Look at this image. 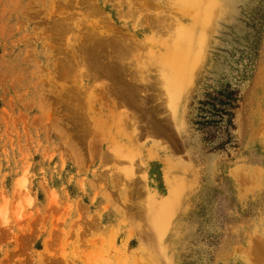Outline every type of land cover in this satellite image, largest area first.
Listing matches in <instances>:
<instances>
[{
	"label": "rangeland",
	"instance_id": "1",
	"mask_svg": "<svg viewBox=\"0 0 264 264\" xmlns=\"http://www.w3.org/2000/svg\"><path fill=\"white\" fill-rule=\"evenodd\" d=\"M263 244L264 0H0V264H264Z\"/></svg>",
	"mask_w": 264,
	"mask_h": 264
},
{
	"label": "bare ground",
	"instance_id": "2",
	"mask_svg": "<svg viewBox=\"0 0 264 264\" xmlns=\"http://www.w3.org/2000/svg\"><path fill=\"white\" fill-rule=\"evenodd\" d=\"M215 9L218 11V9H217V6H215ZM209 11H211V6H210V8H209ZM158 15V14H157ZM157 15H156V17H157ZM161 16V15H160ZM150 17V16H149ZM159 17V16H158ZM156 18V24L157 25H154V27H156L158 30H160V31H162V30H164L166 27L165 26H163V21H159L160 19L159 18ZM148 18V17H147ZM147 18L146 19H144V22L146 23V25L145 26H148V27H150L151 25H150V20H149V18H148V20H147ZM153 18V17H152ZM152 24V23H151ZM151 28H153L152 26H151ZM167 29V28H166ZM191 33L192 34H195V36H196V31L194 30V29H191ZM127 38V37H126ZM100 40V39H99ZM127 40H129L128 38L126 39V40H124V39H120V40H117V41H115V44H116V46H117V48H113V52H116V54H115V57H116V60L117 61H119V62H121L124 58L125 59H127V56H129V54H130V52H131V45H130V43L129 42H131L132 43V41H128L127 42ZM97 41V40H96ZM101 41H102V39L100 40V41H97V42H99V43H97V44H102L103 43V41H102V43H101ZM105 42V41H104ZM93 43H95V41H93ZM108 43H109V41H108ZM194 38L192 37V40H191V42L190 43H187V44H185L183 47H182V49L180 50V57H179V59H178V61H181V63H183V59H181V55H185V54H188V55H193L194 53H195V51H196V47H195V45H194ZM105 43H103V46H104V49H105V47L107 48V46H105L104 45ZM136 44V43H135ZM92 46H93V44H92ZM96 46V45H95ZM102 46V45H101ZM115 46V45H114ZM113 46V47H114ZM109 47V46H108ZM136 47V46H135ZM134 47V48H135ZM97 48H99V50H101L100 49V47H98L97 46ZM138 48V47H137ZM137 48H136V51L138 52L139 50H137ZM91 49V48H90ZM103 49V47H102V50H104ZM140 49V48H139ZM96 50V49H95ZM99 50L98 51H95L96 53L95 54H97V52H99ZM107 50V49H106ZM105 50V51H106ZM108 52V51H107ZM110 52H112L111 50H110ZM109 52V53H110ZM93 53V52H92ZM99 53H102V52H99ZM98 53V56L100 55ZM132 53V52H131ZM139 53V52H138ZM94 54V53H93ZM105 55H106V53H105ZM131 55V54H130ZM95 56V55H94ZM101 56H103V55H101ZM133 56V55H132ZM104 59V58H103ZM103 59H101V60H103ZM95 60H96V58H95ZM94 60V61H95ZM93 61V60H92ZM98 62H101V61H98ZM123 62L124 61H122V65H123ZM94 63V62H93ZM112 64H116L115 62L113 63L112 62ZM121 64V63H120ZM125 64V63H124ZM127 64V63H126ZM129 64V63H128ZM131 64V63H130ZM133 64V63H132ZM97 65V64H96ZM181 65V64H180ZM104 66H107L108 67V65H104ZM103 66V67H104ZM116 66V65H115ZM109 67H110V65H109ZM124 67H126L127 69L128 68H130V67H132L131 65H125V66H123V68ZM92 69V68H91ZM94 69V68H93ZM109 69V68H108ZM110 69H112V67L110 68ZM123 71H124V69H123ZM93 72H95L94 70H93ZM131 72V71H130ZM136 72V71H135ZM104 73L106 74V72L104 71L103 72V75H104ZM137 73V72H136ZM140 74V73H139ZM117 75V74H116ZM127 75V74H126ZM129 75V74H128ZM140 75H142V74H140ZM130 76V75H129ZM108 77V76H107ZM147 79V78H146ZM112 80H114V78L112 79ZM114 82V81H113ZM119 82V81H118ZM117 82V83H118ZM123 82H124V80H123ZM116 82H114V84H115ZM120 83V82H119ZM136 85H138V84H136ZM116 86V85H115ZM118 86V85H117ZM124 86V84L122 83V87ZM146 86V85H145ZM144 86V87H145ZM115 90V89H114ZM133 87L131 86V85H129L128 86V89H127V98L125 99V101H127V99L129 98V97H132V92H133ZM111 91H113V90H111ZM126 91V90H125ZM124 91V92H125ZM120 92V91H119ZM123 92V91H122ZM135 92V91H134ZM115 93V92H114ZM111 94H112V92H111ZM121 95H122V93H121ZM134 95V94H133ZM135 95H136V93H135ZM134 95V96H135ZM112 96V95H111ZM134 96H133V99H134ZM138 96V95H137ZM112 98V97H111ZM118 98H120V97H118ZM137 98V97H136ZM124 99H123V102H124ZM109 100H110V98H109ZM113 100V99H112ZM129 101V100H128ZM127 101V102H128ZM125 105V104H124ZM127 105V104H126ZM118 107V106H117ZM138 113V112H137ZM106 156V155H105Z\"/></svg>",
	"mask_w": 264,
	"mask_h": 264
},
{
	"label": "crops",
	"instance_id": "3",
	"mask_svg": "<svg viewBox=\"0 0 264 264\" xmlns=\"http://www.w3.org/2000/svg\"><path fill=\"white\" fill-rule=\"evenodd\" d=\"M222 248H227L226 246H223ZM230 248V247H229ZM247 248H250L249 246H247ZM257 248H264V244L263 245H260L258 246Z\"/></svg>",
	"mask_w": 264,
	"mask_h": 264
}]
</instances>
